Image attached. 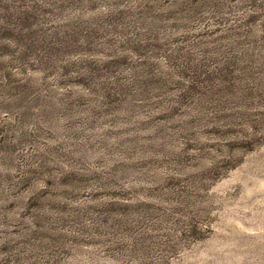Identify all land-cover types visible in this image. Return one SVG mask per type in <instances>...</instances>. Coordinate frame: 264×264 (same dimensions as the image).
I'll list each match as a JSON object with an SVG mask.
<instances>
[{
  "label": "rangeland",
  "instance_id": "rangeland-1",
  "mask_svg": "<svg viewBox=\"0 0 264 264\" xmlns=\"http://www.w3.org/2000/svg\"><path fill=\"white\" fill-rule=\"evenodd\" d=\"M0 264H264V0H0Z\"/></svg>",
  "mask_w": 264,
  "mask_h": 264
}]
</instances>
